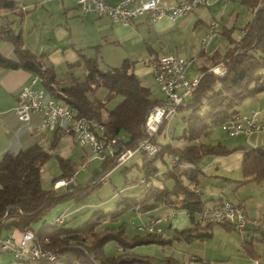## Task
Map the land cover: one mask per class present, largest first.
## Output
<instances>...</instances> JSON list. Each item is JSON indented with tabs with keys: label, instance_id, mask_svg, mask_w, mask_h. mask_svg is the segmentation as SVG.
I'll return each instance as SVG.
<instances>
[{
	"label": "trees",
	"instance_id": "16d2710c",
	"mask_svg": "<svg viewBox=\"0 0 264 264\" xmlns=\"http://www.w3.org/2000/svg\"><path fill=\"white\" fill-rule=\"evenodd\" d=\"M254 9L252 20L243 29L239 40L229 39V46L223 54L214 52L206 57V63L199 66L200 76L191 96L177 107L182 111L180 117L185 127L179 138L186 140L185 146L166 142L159 145L158 153L153 158L141 155L145 178L154 176L157 168L154 160L164 153L177 157V164L166 174L172 180L170 188L156 185L144 186V196L123 197L117 199L112 211L95 210L84 225L77 229L65 228L64 222L43 221L48 210L58 203L78 198L104 178L105 173L117 165L115 157L102 158L100 171L95 170L91 181L86 185H71L64 189L44 188L41 185V169L50 157L49 151L35 143L18 152H6L0 158V233L2 230L15 229L19 232L32 228V224L43 221L35 231L37 239L44 246L55 249L52 260L36 259L18 261V264H216L200 257L179 260L173 256L157 258L138 255L132 248L138 244H169L172 239L190 241L203 239L211 235L214 223L197 220L190 228L173 230L172 235L161 236L156 232L141 231V234L128 235L124 224L105 225V219L115 221L125 210L145 212L158 204L170 208L185 210L195 221V212L204 208V201L196 191L197 177L200 173L198 164L206 155L227 154L234 148L215 142H206V137L213 126L234 118L239 113V106L246 97L264 91V0H243ZM12 0H0V9L12 8ZM0 36L13 44L15 58L0 55V65L7 68H22L38 75L41 85L47 93L70 106L77 117H86L100 121L109 136L124 135L121 146L133 148L144 137L143 125L148 110L161 102L153 97L148 86L130 70V63L124 60L121 65L101 68L95 56L82 55L80 60L68 63V68L80 66L84 70L82 77L67 71L58 76L54 66L48 64L43 54H35L22 48V39L9 29H0ZM222 63V74H215L209 68ZM100 87L107 89L103 97H97ZM122 99L112 108L106 104L116 95ZM106 110L105 116L102 110ZM166 121L160 127L163 128ZM128 139L127 141H125ZM54 142L51 146H54ZM241 171L244 181H264V145L255 147L244 145ZM60 173L52 178L72 176L77 168L66 158L57 155ZM138 181V180H136ZM241 205V204H240ZM203 224V225H202ZM225 228H234L231 224L220 223ZM198 225L206 228L200 232ZM264 238V231L260 233ZM48 242H44V238ZM114 240L121 248L119 254L112 257L104 252L107 241ZM249 242L243 250L252 258L257 254Z\"/></svg>",
	"mask_w": 264,
	"mask_h": 264
},
{
	"label": "crops",
	"instance_id": "0c3cea01",
	"mask_svg": "<svg viewBox=\"0 0 264 264\" xmlns=\"http://www.w3.org/2000/svg\"><path fill=\"white\" fill-rule=\"evenodd\" d=\"M12 1L14 2V7L0 9V29H9L14 34H19L22 39V48L35 54H43L45 60L51 54H56L60 58L65 59L67 66L65 72L70 71L74 75H76L75 68H80V66L69 69L68 63L80 60L81 54L95 56L99 62H104L107 67L118 66L124 60H128L130 70L144 83L154 80L151 65L156 59L166 54L174 53L189 60L185 69L187 78L199 75V66L206 63L207 56H210L215 51L223 54L229 46V39L237 41L241 38L243 29L252 20L254 13V9L243 0H209L207 5L197 6L185 15L175 19L163 16L151 20L145 14L136 17L128 24H123L112 21L106 15L96 16L92 12H83L73 0ZM104 1L107 4H115L118 0ZM179 1L182 0H159V3L162 5H173ZM249 8L251 12L248 11ZM226 12L229 16L242 12L245 16L251 18L241 29V34L238 38H234L231 35V29H228L226 25L219 31L218 28H215L216 34H213L212 37L218 39L217 34L219 32L226 38L227 45L224 46L223 41L218 45L209 41L206 48L202 50L200 39L209 30V21L218 17L217 27H219L220 20H222ZM221 45L225 47L222 51L219 50ZM0 55L15 58L13 44L1 36ZM194 66L198 71L197 75L195 74ZM32 77L33 74L31 72L22 68H7L0 65V158L6 152L15 153L35 143L40 144L44 148V144L51 146L54 142L55 146L57 141L66 134L60 127L51 130L40 129L38 127V113L31 114L28 121L19 120L14 113V106L16 105L20 88L30 83ZM147 86L153 97L163 98V93L157 95L149 84ZM242 104L245 110H257L259 117L264 120V99H255V102L252 100ZM177 112H180L181 116L183 115L182 111ZM238 114L247 113L239 112ZM166 125L164 124L163 128L160 129L156 139L159 137L165 139L167 137ZM261 133H264V131L250 136L242 133L228 134L231 137H240H234V139L225 137L223 140L219 139L220 135L218 134L216 142L234 149L227 154L206 155L200 160L198 164L200 173L197 177L196 191L199 192L201 199L204 201V207H211L221 197L229 199L232 202L241 204L245 212L246 224L242 230L225 228L222 225L226 234H221L220 242L216 243L212 241L214 236L213 224L211 235L203 239L194 238L188 241L190 258L200 257L216 264H225L227 261L230 264L232 259H234V262L231 261V264H264V238H261L262 235L260 234L261 231H264V181L248 180L244 181V183L239 182L243 178L240 169L245 152L243 146L264 145V136L261 137ZM70 135L73 136L72 134ZM184 141L186 142L185 139ZM168 142L172 143V139L169 138ZM79 147L83 149L80 157L81 161H84L87 159L88 148ZM88 151L90 152L89 149ZM141 157L139 153H135L129 159V164L136 163ZM63 158L70 161L67 156ZM70 164H72L71 161ZM166 167H168V162ZM161 174L164 175L162 179L158 177L159 172L156 171L154 175L155 184L153 185L170 188L172 180L170 179L171 183H168L165 171ZM73 175L69 176L71 178L69 182L72 185L75 184L71 182L74 181ZM157 181L159 182L157 183ZM53 183L52 188H54ZM150 183L151 181L148 180V184ZM61 187H58V189ZM72 203L73 199L54 205L44 215L43 221L50 223L55 216L61 214L63 217L59 222H64L67 216L78 209V206H74ZM150 210L151 212H159L161 215L168 214L169 217L154 223L153 219L160 216L155 217V215L149 214L148 211ZM150 210L145 212L133 211L134 214L131 217L130 226L135 230H139L135 225L152 223L155 228H160L167 235L169 232L160 225L163 222L167 223L170 231L193 227L198 220L196 212L194 214L195 221H193L185 210H174L165 204H158ZM42 222H40V227ZM198 228L200 232L206 230L205 227L200 225H198ZM10 231L14 232L16 236L19 235V231L15 229L2 230L0 237L5 236ZM249 242L252 244L251 248L257 254L255 258L248 256L243 250L242 246ZM134 250L135 253H140L139 247H134ZM255 261H258V263H255ZM15 264L18 263L15 262Z\"/></svg>",
	"mask_w": 264,
	"mask_h": 264
},
{
	"label": "built area",
	"instance_id": "2783aa9c",
	"mask_svg": "<svg viewBox=\"0 0 264 264\" xmlns=\"http://www.w3.org/2000/svg\"><path fill=\"white\" fill-rule=\"evenodd\" d=\"M83 12H92L96 16H107L112 21L128 24L140 15H147L151 20L166 16L170 19L183 16L193 8L207 5L209 0H182L173 5H162L159 0H118L115 4H107L104 0H73ZM217 22L211 20L208 32L200 39L202 50L208 45L209 39L215 32ZM244 33V31H243ZM189 60L173 54H166L156 59L151 65V71L156 84L163 93L161 102L154 104L147 112L144 120V137L137 146L130 148L121 146L124 135L109 136L105 133L100 121L86 117H77L73 109L64 102L57 100L47 93L41 85L38 75H33L31 82L23 85L18 93L14 113L21 121H28L31 114L38 113V127L42 130L60 127L64 132L74 136L77 144L86 147L91 153L101 158L115 157L117 164L129 160L135 153L145 155L148 158L156 156L159 145L156 135L164 121H167L177 107L188 99L195 89L199 75L193 78L185 76V69ZM224 65L219 63L210 68L215 74L224 72ZM257 110H251L248 114H238L222 122L219 127L227 134L238 133L246 136L257 135L264 131V120L259 117ZM255 147V146H254ZM177 164V157H171L167 174ZM71 178L57 179L53 183L54 188L67 184ZM143 185H148V180L141 177L138 180ZM59 214L54 221H61ZM169 215H162L153 219L159 222ZM196 217L202 222L228 223L234 228L242 230L246 224V216L243 207L224 197L219 198L211 207L202 208L196 212ZM133 224V222H132ZM139 230L156 232L163 235L160 228H155L152 223L135 225ZM44 238V242H48ZM0 248L3 251H11L15 260L32 261L36 259L52 260L55 258V249L44 246L37 239V234L27 228L19 235L12 231L0 237ZM258 263V261H255Z\"/></svg>",
	"mask_w": 264,
	"mask_h": 264
},
{
	"label": "rangeland",
	"instance_id": "374dc122",
	"mask_svg": "<svg viewBox=\"0 0 264 264\" xmlns=\"http://www.w3.org/2000/svg\"><path fill=\"white\" fill-rule=\"evenodd\" d=\"M245 7V6H243ZM248 11L251 12V9L249 8ZM251 17L245 16L244 13L240 12L237 15H231L229 16L226 12L224 14L222 20H220V25H218V17L215 20L217 22L216 29L218 28V31L223 27L227 26L228 29H231V35L234 38H238L241 34V29L245 25V23L250 20ZM211 21V20H210ZM209 21V23H210ZM208 32V31H207ZM216 34V32L214 33ZM205 35V34H204ZM218 39L216 37H211L209 41L214 44H221L223 41L224 46L227 45V40L224 38L219 32L217 34ZM216 41H218L216 43ZM225 47H220L219 50H224ZM46 62L48 64H53L55 72L58 76L62 75L66 70V62L65 59L60 58L56 54H51L50 57H46ZM100 67L101 68H107V65H105L104 62L100 61ZM194 65V64H192ZM215 66V65H214ZM192 67V66H191ZM213 67V66H212ZM190 68V67H189ZM195 68V66L193 67ZM211 68V67H210ZM209 68V71H211ZM195 74H198L197 69H194ZM261 73H264V68H261ZM75 74L77 76L82 77L83 70L82 68H75ZM141 81V80H140ZM144 85L150 86V88H153L154 92L157 95H161V91L159 90V86L156 84L154 80L147 81L148 83H144V81H141ZM107 89L105 87H100L96 91L97 97H103L106 93ZM122 99L121 95H116L114 98H112L110 101L107 102L106 108L110 109L112 106H114L117 102H119ZM245 99L246 101H242L243 103H247V101H254L255 99H264V91H261L255 95L248 96ZM251 99V100H248ZM239 112H246L247 114L253 110V109H244V105L239 106ZM103 115L105 116L106 110H102ZM181 113L177 112L176 114H173L167 121L166 129H167V137L165 139H161L160 137L156 139L158 142L166 143L168 142V139H172V144H177V146H185L186 142L184 139H180L179 136L182 135L183 129L185 127L184 122L181 120ZM63 135V138L59 139L57 141V144L55 146H49L47 144H44V148L49 151L50 157L45 161L43 164V167L41 169V185L44 188H52V178L59 174L60 168L58 164L57 155L68 157L70 158V161L72 164H74L77 168L76 172L73 175V179L75 185H86L91 181L92 176L94 175V171L98 170L100 171L101 164L103 162L102 158L96 154H93L88 151L86 158L84 161H81L80 154L83 152V149L80 148L73 136L70 134ZM220 135L219 139L223 140L225 137H229V139H234V137H240V136H230L226 132H224L219 126H213L211 128L210 133L203 137V141L206 142H216V136ZM241 134V133H240ZM264 136V133H261V137ZM170 161V155L167 153H164L163 157H158L154 160V165L157 168V172H159L158 177L161 179L164 178V175L161 174L162 172L167 170L166 164ZM143 162L142 160H137L136 163L129 164V160L122 164H117L115 167H113L106 177L103 178L99 184L89 187L86 191V193L81 194L78 196V198H73V205L78 206V209L71 215L67 216L64 221V227L65 228H71V229H77L84 225L86 220L91 216V214L98 209H103L104 211H113L116 207L117 199H119L120 196L126 197H138V199L144 195V186L143 184L139 183L136 180H139L141 177H144V169L142 168ZM166 168V169H165ZM165 169V170H164ZM157 177V176H156ZM157 177V178H158ZM70 178V177H67ZM155 177L151 176L149 180L151 181V184H155ZM166 180L168 183H171V180L169 177H166ZM159 181H157L158 183ZM70 183V182H68ZM67 183V184H68ZM156 183V184H157ZM66 187L63 186L60 189H64ZM77 199V200H76ZM76 200V201H75ZM53 209V208H52ZM149 214H153L156 216H162L159 212H151L148 211ZM132 210H125L121 214L117 216V219L115 221H110L109 219H105L101 223V227L105 225H122L124 224L126 233L128 235H135V234H141V231L135 230L131 225V220L133 216ZM46 215V214H45ZM56 217V216H55ZM54 221V220H53ZM52 221V222H53ZM41 221L34 222L32 224V228L37 231L39 229ZM164 227V229L169 232L167 235H172L173 230L169 231V228L167 226V223H161ZM223 226L221 224L214 223L213 225V239L212 241L214 243L220 242V235L226 234L225 230H223ZM163 232V231H162ZM166 236V234L163 232V235ZM139 247L140 253H135L134 247ZM132 248V251L135 254L138 255H147V256H155L157 258H161L164 256H173L179 260L188 261L189 260V253H188V241L184 240H178V239H172V241L167 245H161L158 243H148V244H138ZM104 252L107 256H114L119 254L121 252V248L117 245V243L114 240H109L104 245ZM138 252V251H136ZM231 261L234 262V259ZM230 261V264H231ZM15 258L13 257V254L11 251H3L0 250V264H15ZM229 261L225 262V264H228ZM223 264V263H219Z\"/></svg>",
	"mask_w": 264,
	"mask_h": 264
},
{
	"label": "water",
	"instance_id": "95a60500",
	"mask_svg": "<svg viewBox=\"0 0 264 264\" xmlns=\"http://www.w3.org/2000/svg\"><path fill=\"white\" fill-rule=\"evenodd\" d=\"M128 139H126L125 141H127ZM72 185V183H68V186H71Z\"/></svg>",
	"mask_w": 264,
	"mask_h": 264
},
{
	"label": "bare ground",
	"instance_id": "6f19581e",
	"mask_svg": "<svg viewBox=\"0 0 264 264\" xmlns=\"http://www.w3.org/2000/svg\"><path fill=\"white\" fill-rule=\"evenodd\" d=\"M157 136V135H156Z\"/></svg>",
	"mask_w": 264,
	"mask_h": 264
}]
</instances>
